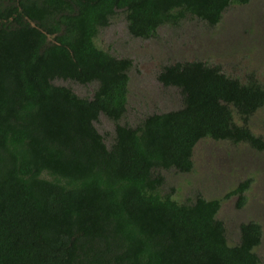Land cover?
I'll return each mask as SVG.
<instances>
[{
    "label": "trees",
    "instance_id": "1",
    "mask_svg": "<svg viewBox=\"0 0 264 264\" xmlns=\"http://www.w3.org/2000/svg\"><path fill=\"white\" fill-rule=\"evenodd\" d=\"M249 1L0 0V264H259L258 223H242L229 246L220 200L161 196L157 171L190 172L204 139L264 151V137L247 127L264 107V86L177 62L157 80L179 91L182 107L119 125L132 61L94 43L115 11L131 37L147 40L186 18L215 26ZM55 80L94 84L92 97ZM100 114L115 124L108 146L94 127ZM248 186L226 198L241 207Z\"/></svg>",
    "mask_w": 264,
    "mask_h": 264
},
{
    "label": "rangeland",
    "instance_id": "2",
    "mask_svg": "<svg viewBox=\"0 0 264 264\" xmlns=\"http://www.w3.org/2000/svg\"><path fill=\"white\" fill-rule=\"evenodd\" d=\"M94 43L114 57L132 61L125 113L119 125L136 127L148 115L182 107L179 91L164 87L157 80L162 67L177 62H205L241 81L253 75L264 86V0L229 6L215 26L186 18L178 26L159 27L155 37L147 40L131 37L124 14L115 11L107 27L98 31ZM52 83L88 99L95 86L62 80ZM233 119L237 125H243L235 113ZM94 127L103 136L105 145H110L115 124L100 114ZM247 127L255 136L264 137V107L249 117ZM157 172L164 179L158 191L161 196L170 195L178 203H192L197 197L220 200L216 219L224 226L229 246L238 244L242 223H258L262 237L254 253L259 264H264V151L246 143L204 139L193 149L190 172L173 169ZM247 180L244 203L238 207V197L226 195Z\"/></svg>",
    "mask_w": 264,
    "mask_h": 264
}]
</instances>
